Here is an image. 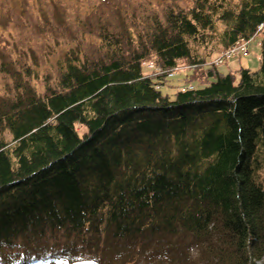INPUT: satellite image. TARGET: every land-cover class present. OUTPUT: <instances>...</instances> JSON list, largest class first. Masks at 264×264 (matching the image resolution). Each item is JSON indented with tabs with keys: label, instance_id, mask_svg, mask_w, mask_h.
I'll use <instances>...</instances> for the list:
<instances>
[{
	"label": "trees",
	"instance_id": "obj_1",
	"mask_svg": "<svg viewBox=\"0 0 264 264\" xmlns=\"http://www.w3.org/2000/svg\"><path fill=\"white\" fill-rule=\"evenodd\" d=\"M191 1L0 0V264H264V0ZM38 34L67 47L42 92ZM257 34L256 70L173 100L142 72Z\"/></svg>",
	"mask_w": 264,
	"mask_h": 264
},
{
	"label": "rangeland",
	"instance_id": "obj_2",
	"mask_svg": "<svg viewBox=\"0 0 264 264\" xmlns=\"http://www.w3.org/2000/svg\"><path fill=\"white\" fill-rule=\"evenodd\" d=\"M42 1V2H41ZM13 0L10 6L16 8V12L19 14L20 11L26 10L25 8L44 6L45 0ZM65 2L67 7L78 6L83 11H89L91 5L95 4L94 0H60ZM139 1V0H136ZM154 8H159L158 3H171L172 0H151ZM178 1V0H177ZM192 4L191 0H179L176 8H185ZM7 11V10H5ZM13 15L12 12L9 13ZM1 15L5 18L2 19L0 24V43L10 40L12 36L17 38L20 28H17L19 23L16 20L15 25H12L7 14L0 10ZM1 26H6L2 28ZM221 25L219 24L218 27ZM220 29V28H219ZM11 36V37H10ZM208 36V35H207ZM37 38H44L46 41L38 43V49L34 50L36 56L35 64H30L33 66V70L36 71V77L34 80V86L39 92H42L45 78H51V75L55 77V66L62 62L65 51H67L66 46L61 48L54 45V40L48 36L38 34ZM86 37L90 38L88 35ZM91 40V38H90ZM207 42L204 45H197L193 47L194 53H197L200 64L195 67H190L185 60L179 61L176 67L171 71H163L159 66L152 61H147L142 64V72L145 76L153 80L156 89L160 91L162 96L167 97L169 100H173L177 91L184 88H198L208 83V74L215 72L216 68L219 72L225 74L229 73L237 76L239 68H247L250 70H256L259 65V53H260V34L255 35L247 43V49L243 53L240 51L239 54L231 56H223L221 51V43L219 39L215 37L207 38ZM92 41H96L93 40ZM241 46V44H239ZM244 45V44H243ZM242 45V46H243ZM39 47L42 48V52H39ZM49 48L51 50L46 49ZM220 49V50H219ZM47 52L49 57H45ZM220 51V52H219ZM238 52V50H236ZM70 52V51H69ZM68 52V53H69ZM222 52V53H221ZM29 58H32L31 54H27ZM45 57V59H44ZM27 59V58H26ZM27 63V64H28ZM36 68V69H35ZM32 70V71H33ZM1 88V81H0ZM87 264V263H83Z\"/></svg>",
	"mask_w": 264,
	"mask_h": 264
},
{
	"label": "built area",
	"instance_id": "obj_3",
	"mask_svg": "<svg viewBox=\"0 0 264 264\" xmlns=\"http://www.w3.org/2000/svg\"><path fill=\"white\" fill-rule=\"evenodd\" d=\"M236 50H238V52L239 51H245V47L244 46H238V47H235V48H233V49H230V51L229 52H227V53H223L224 54V56H231V55H233V53H238Z\"/></svg>",
	"mask_w": 264,
	"mask_h": 264
},
{
	"label": "bare ground",
	"instance_id": "obj_4",
	"mask_svg": "<svg viewBox=\"0 0 264 264\" xmlns=\"http://www.w3.org/2000/svg\"><path fill=\"white\" fill-rule=\"evenodd\" d=\"M81 264H83V263H81ZM88 264V263H87ZM90 264H93V263H90Z\"/></svg>",
	"mask_w": 264,
	"mask_h": 264
}]
</instances>
